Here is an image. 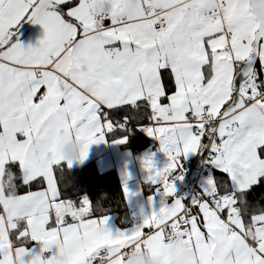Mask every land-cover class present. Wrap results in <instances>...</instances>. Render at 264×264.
Instances as JSON below:
<instances>
[{"label": "snow or ice", "instance_id": "obj_1", "mask_svg": "<svg viewBox=\"0 0 264 264\" xmlns=\"http://www.w3.org/2000/svg\"><path fill=\"white\" fill-rule=\"evenodd\" d=\"M25 20L43 29L34 46L12 39ZM133 128L167 163L140 158L148 212L138 209L130 231L110 230L100 199L65 190V169L91 144L126 143ZM189 154L214 171L177 198ZM128 178L124 200L137 194ZM257 188L264 0H0V264L58 261L53 250L64 239L79 248L80 232L89 247L77 264H124L132 248L165 264L169 236L190 254L180 264H264V205L249 199ZM101 239L107 246L92 243Z\"/></svg>", "mask_w": 264, "mask_h": 264}, {"label": "crops", "instance_id": "obj_2", "mask_svg": "<svg viewBox=\"0 0 264 264\" xmlns=\"http://www.w3.org/2000/svg\"><path fill=\"white\" fill-rule=\"evenodd\" d=\"M23 22V21H22ZM21 22V23H22ZM20 23V24H21ZM20 24L16 27V30L13 34L15 35ZM43 35V29L39 24L32 23L31 26L26 30V32L21 37H12L14 42H20L23 45H35L37 40L40 39ZM123 144L113 143L112 140H107L106 142L94 143L89 145L86 158L80 162H73L71 168H78L84 162L96 158L99 169L104 170L109 167H115L120 183L122 181V174L126 171L128 173V180L126 186L130 193H137L135 196H132L130 199L125 200L127 206L132 209L136 216L137 222L140 220L138 215V209L143 208L144 212H148L147 206V197L152 195V192L149 189V185L146 183L144 178V173L141 172L140 167L137 162L138 153H133L130 149L123 148ZM151 149H155V146ZM146 149V150H151ZM143 152V151H142ZM196 154H189L187 157H182L181 161L184 159H191L195 157ZM208 166V165H207ZM184 168V166H183ZM202 186V185H201ZM187 187V186H186ZM202 188V187H201ZM177 195V192L174 193ZM183 197L182 199H185ZM133 223L127 227L119 228L115 223L112 216H109L108 227L110 230L122 229V230H132L134 227ZM61 239L58 237V240ZM76 239L81 241L80 247L77 248L73 246L67 239L63 240L61 248L59 250L54 249L53 251H58L59 260L53 261L51 255L42 256V264H77V262L82 258L84 253L87 251L89 244L87 243V234L80 232ZM97 245L107 246L108 242L101 239L99 241L92 242ZM171 245V244H170ZM171 246H166V248H171Z\"/></svg>", "mask_w": 264, "mask_h": 264}, {"label": "trees", "instance_id": "obj_3", "mask_svg": "<svg viewBox=\"0 0 264 264\" xmlns=\"http://www.w3.org/2000/svg\"><path fill=\"white\" fill-rule=\"evenodd\" d=\"M112 140L111 137L106 138ZM155 146L151 137L147 136L142 130L133 128L128 134V140L122 145L123 148L130 149L133 153H138ZM202 158L196 155L191 158V167L194 168L195 161ZM210 165V164H208ZM184 166V162H183ZM212 173H213V167ZM65 184L69 181L71 186L65 190L73 196L79 198L90 196L95 204L100 199L106 208L108 216H112L114 223L119 228L127 227L137 222L135 212L130 209L122 195V187L115 167L101 170L98 167L96 158H92L78 168H66ZM64 188V184L61 185ZM249 199L259 205H264V189L257 188L250 193Z\"/></svg>", "mask_w": 264, "mask_h": 264}, {"label": "clouds", "instance_id": "obj_4", "mask_svg": "<svg viewBox=\"0 0 264 264\" xmlns=\"http://www.w3.org/2000/svg\"><path fill=\"white\" fill-rule=\"evenodd\" d=\"M62 155L65 159H69L72 158L75 153L69 149H65ZM167 243L173 246L171 248H166L163 252L165 264H180L183 257L190 255L181 251L180 243L172 236L168 237ZM126 255L127 259L124 261V264H159L147 249L137 250L136 248H132Z\"/></svg>", "mask_w": 264, "mask_h": 264}, {"label": "rangeland", "instance_id": "obj_5", "mask_svg": "<svg viewBox=\"0 0 264 264\" xmlns=\"http://www.w3.org/2000/svg\"><path fill=\"white\" fill-rule=\"evenodd\" d=\"M152 138V137H151ZM153 142L155 144V149H151V150H144L143 152L140 151L137 155V162L138 165L140 167V170L142 173H144V178L146 179L147 176V172L141 168L140 165V158L146 155L151 154L154 165L158 168V167H162L164 164L167 163V158L164 156V154L162 152H158L157 149L159 147L158 141H156L155 139H153ZM185 160V159H184ZM206 168V172L202 173L200 175V177L198 178V181L201 183V185H203L204 181L206 178L209 177L210 174H212V166L208 165L205 167ZM200 169V167L198 166V170ZM184 170L183 168V161H181L180 159V164H179V169L177 170V174H182V171ZM189 178H193L194 174L192 172H190L188 174ZM174 187H175V192H177V195L175 197L177 198H183L187 196V187H186V181H185V177L182 174V179L180 180H176L174 182ZM202 187V186H201Z\"/></svg>", "mask_w": 264, "mask_h": 264}, {"label": "built area", "instance_id": "obj_6", "mask_svg": "<svg viewBox=\"0 0 264 264\" xmlns=\"http://www.w3.org/2000/svg\"><path fill=\"white\" fill-rule=\"evenodd\" d=\"M184 162V170L182 171L183 176L185 177L186 186H187V196L185 199L190 198L192 195L201 191V183L198 181L200 175L206 172L207 162L203 158H199L195 161L193 169L191 167V159H186ZM198 166L200 169L198 170ZM192 172L194 174L193 178H189L188 174Z\"/></svg>", "mask_w": 264, "mask_h": 264}, {"label": "water", "instance_id": "obj_7", "mask_svg": "<svg viewBox=\"0 0 264 264\" xmlns=\"http://www.w3.org/2000/svg\"><path fill=\"white\" fill-rule=\"evenodd\" d=\"M31 24H32V22H30V21H27V20L23 21L20 24L19 28L17 29L13 38L14 37H21L26 32V30L31 26ZM207 165H208V163H207Z\"/></svg>", "mask_w": 264, "mask_h": 264}]
</instances>
